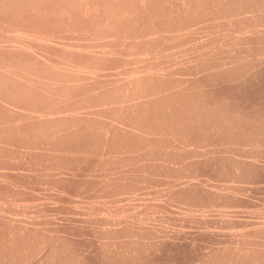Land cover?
I'll use <instances>...</instances> for the list:
<instances>
[{"label": "rangeland", "instance_id": "1", "mask_svg": "<svg viewBox=\"0 0 264 264\" xmlns=\"http://www.w3.org/2000/svg\"><path fill=\"white\" fill-rule=\"evenodd\" d=\"M0 264H264V0H0Z\"/></svg>", "mask_w": 264, "mask_h": 264}]
</instances>
